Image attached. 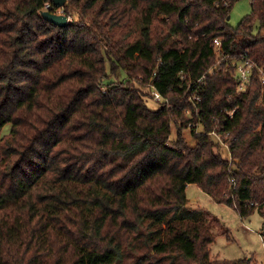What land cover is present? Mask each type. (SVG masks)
<instances>
[{
  "label": "trees",
  "instance_id": "16d2710c",
  "mask_svg": "<svg viewBox=\"0 0 264 264\" xmlns=\"http://www.w3.org/2000/svg\"><path fill=\"white\" fill-rule=\"evenodd\" d=\"M235 1L67 0L59 26L52 0H0V264H253L211 257L186 196L264 216V88L253 73L237 90L231 65L264 68V0L232 26ZM204 73L197 134L185 89Z\"/></svg>",
  "mask_w": 264,
  "mask_h": 264
},
{
  "label": "rangeland",
  "instance_id": "374dc122",
  "mask_svg": "<svg viewBox=\"0 0 264 264\" xmlns=\"http://www.w3.org/2000/svg\"><path fill=\"white\" fill-rule=\"evenodd\" d=\"M251 10L250 0H236L230 11L228 22L236 26L243 17L248 15ZM264 33V29H262ZM108 81H124L125 72L117 70L116 74H111L107 69ZM136 86V82H133ZM143 91H147L142 87ZM146 104L153 109L159 107V100H154L151 94L144 97ZM169 139L175 138L176 127L171 125ZM182 134L186 141L194 144V139L190 133V128H184ZM188 199L187 206L198 208L208 213L207 225L214 237L211 243L210 255L212 258L225 260H245L251 259L253 264H264V216L254 211L249 216L241 215L232 207L215 202L208 194L203 192L197 185L188 184L186 188Z\"/></svg>",
  "mask_w": 264,
  "mask_h": 264
},
{
  "label": "built area",
  "instance_id": "2783aa9c",
  "mask_svg": "<svg viewBox=\"0 0 264 264\" xmlns=\"http://www.w3.org/2000/svg\"><path fill=\"white\" fill-rule=\"evenodd\" d=\"M224 4L226 2L224 1ZM55 9L56 13H63L64 14V8L63 6L55 8L52 3L46 2L43 10H50L51 8ZM69 20V17H67ZM212 47L217 55H220L222 53V44L221 40L218 37H215L212 39ZM231 65H233V76L235 78L236 84H237V90L244 91L248 84L251 82L252 74L257 73V75L260 77L261 85L264 88V68L260 65H258L253 60L244 57L240 60L233 59L231 62ZM206 75L205 73L200 76L199 78L195 79L194 81H191L187 83L186 86V93H187V99L190 102L189 106L185 109L184 113L185 115L189 116L190 118H197V120L192 121L189 123V126L191 129L194 130L195 133L199 134L201 131H203V124L200 120V108L198 102L201 99L200 95V86L203 84V81L205 79ZM190 91L187 92V91ZM104 91V90H103ZM152 96L154 100H161L162 97L159 92L153 89ZM225 113L228 116H232L233 110H226ZM207 135L211 137V139L218 144L219 151L224 159H227L229 162L232 161V155L230 151V144H229V133L226 132L225 134H222L218 132L215 129L210 130L207 132ZM230 182L234 184V178H229Z\"/></svg>",
  "mask_w": 264,
  "mask_h": 264
},
{
  "label": "water",
  "instance_id": "95a60500",
  "mask_svg": "<svg viewBox=\"0 0 264 264\" xmlns=\"http://www.w3.org/2000/svg\"><path fill=\"white\" fill-rule=\"evenodd\" d=\"M67 0H52V3L55 8L61 7L66 3ZM41 17L53 24L59 25V26H65L68 23V18L63 13H56L52 12L50 10H42L40 11ZM229 19V16H228Z\"/></svg>",
  "mask_w": 264,
  "mask_h": 264
},
{
  "label": "crops",
  "instance_id": "0c3cea01",
  "mask_svg": "<svg viewBox=\"0 0 264 264\" xmlns=\"http://www.w3.org/2000/svg\"><path fill=\"white\" fill-rule=\"evenodd\" d=\"M187 188V187H186Z\"/></svg>",
  "mask_w": 264,
  "mask_h": 264
}]
</instances>
